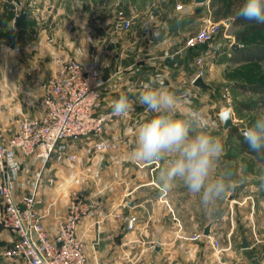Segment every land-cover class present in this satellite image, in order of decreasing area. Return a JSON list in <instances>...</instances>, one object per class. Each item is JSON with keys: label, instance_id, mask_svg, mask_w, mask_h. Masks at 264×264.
<instances>
[{"label": "crops", "instance_id": "0c3cea01", "mask_svg": "<svg viewBox=\"0 0 264 264\" xmlns=\"http://www.w3.org/2000/svg\"><path fill=\"white\" fill-rule=\"evenodd\" d=\"M173 1L165 4L154 0L142 12L135 7L138 0L99 1L93 11L85 3L88 12H80L78 23L90 33V44L81 32H72L68 18L59 25V44L55 15L47 17L51 19L46 27L51 37L46 40L44 34L27 38L8 33L6 16L0 14V130L8 137L23 117L43 115V82L61 70L58 57L68 54L82 63L97 62L109 85L102 110H111V102L122 93L135 100L134 93L154 78L175 93L180 110L200 112L208 107V90L198 88L193 81L198 57L209 49L206 45L188 46L186 40L209 16L199 21L202 9L194 7V0ZM121 14L131 19L130 28L120 27ZM74 35L75 40L71 38ZM26 44L34 51L23 53L28 50ZM39 44L46 45L45 55L42 46L39 53ZM56 46L61 47L57 57ZM204 60L209 59L204 56ZM130 87L134 93L128 92ZM155 115L136 103L127 117H117L102 136L68 140L67 148L56 152L45 167L39 156L17 153L18 170L12 178L16 200L23 205L26 195L36 193L35 209L52 237L57 233L58 218L69 211L73 198L94 203L77 231L92 264H210V242L225 232L222 244L226 246L229 238L231 247L224 257L231 264H264V235L256 224L237 235L234 225L224 228L214 220H201L199 198L181 183L161 192L159 175L166 161L144 163L132 158L139 127ZM103 139L112 146L97 150L95 146ZM70 153H76L77 159L70 160ZM131 218L133 227L129 228ZM211 222V235H203ZM244 236L247 247H242ZM16 241V233L0 225V264H25L19 257L4 254Z\"/></svg>", "mask_w": 264, "mask_h": 264}, {"label": "built area", "instance_id": "2783aa9c", "mask_svg": "<svg viewBox=\"0 0 264 264\" xmlns=\"http://www.w3.org/2000/svg\"><path fill=\"white\" fill-rule=\"evenodd\" d=\"M119 25L128 29L131 19L121 14ZM221 29L220 21L208 17L199 30L188 36L186 44L207 46ZM204 55L198 57V63L204 62ZM108 91V82L96 61L84 64L68 56L61 70L43 82V115L23 117L18 129L8 137L0 130V225L17 235L15 245L5 250L7 257H19L25 264H92L77 231L94 203L73 198L69 211L58 218L57 233L52 237L35 209L36 193L26 195L22 205L13 194L12 178L18 170L17 153L37 155L45 167L56 152L67 148L68 140L102 136L117 118L112 115V109H101ZM111 146L108 139H103L95 148L107 150ZM68 158L74 161L77 154L70 153ZM133 221L131 218L129 228L133 227ZM227 242L225 246L220 239L212 238L210 264H231L224 257L225 250L231 247L229 238Z\"/></svg>", "mask_w": 264, "mask_h": 264}, {"label": "rangeland", "instance_id": "374dc122", "mask_svg": "<svg viewBox=\"0 0 264 264\" xmlns=\"http://www.w3.org/2000/svg\"><path fill=\"white\" fill-rule=\"evenodd\" d=\"M99 1L106 3L121 2V0ZM99 1L5 0L4 3L0 4V14L6 16L5 26L8 33L17 32L27 38L44 34L46 40L51 37L46 28L48 19H50L47 17L50 15L52 18L55 15L53 22L56 26L55 31L58 39L56 42L58 43H61L62 37L59 34V25L62 22H68L65 20L68 18L70 21L68 23L73 27L72 32L77 35L81 32L82 39L90 44L92 37L90 33L86 32L85 27L78 23V17L80 12H88L85 3L88 2V8L93 11L91 8L97 9V2ZM152 1L154 0H138L139 3L135 7L142 12L147 9ZM155 1L165 4L167 2L174 3L173 0ZM182 1L185 3L186 0ZM241 3L242 0H209L207 3L194 4V7L202 9L199 21L208 14L212 20L220 21L222 25V29L215 34L212 42L207 45L209 53L204 51L206 53L205 58L207 57L209 60H204L202 64L198 63L197 73H201V76L214 88L207 91L210 97L209 106L200 110V113L206 118L211 133L220 139L224 147V155L217 164L216 173L223 174L225 171H230L232 182L235 185L213 211L206 212L201 205L199 208L202 215L201 220L207 222L214 220V223H219L224 228L234 225L237 235L250 230V226L253 224H256L259 231L264 235V164L250 152L242 151L239 137L241 129L249 126L257 115L264 111L263 103L260 101L261 93L249 87V85L264 83V61H256L242 56L237 57L234 50L235 46L242 47L253 42H262L264 29L254 28V22L250 24H238L236 22L235 13ZM119 5L121 6V3ZM228 5L230 6L229 12L225 9V6ZM24 10L28 11L27 20L23 26L15 27L13 25L14 18ZM228 18L233 20L226 23ZM75 36H71V38L75 40L77 38ZM27 41L30 43V39ZM25 46L28 50H24L23 53L34 51L33 46H27V44ZM41 46L42 54L45 55L46 45L39 44V53ZM59 46H56V57L60 53L58 50L61 47ZM68 55L62 58L58 57L61 67ZM92 61L94 60L84 64H89ZM227 108L232 110L234 122L238 125L236 129L225 130L223 128L219 113ZM230 196H233L232 199ZM226 237L225 232L220 235V240L224 242Z\"/></svg>", "mask_w": 264, "mask_h": 264}, {"label": "clouds", "instance_id": "9594fccd", "mask_svg": "<svg viewBox=\"0 0 264 264\" xmlns=\"http://www.w3.org/2000/svg\"><path fill=\"white\" fill-rule=\"evenodd\" d=\"M236 16L264 24V0H242ZM128 92L134 93L133 88ZM134 94L135 100L122 93L110 105L112 115L117 117H127L136 103L156 114L139 127L132 158L144 163L166 161L159 175L161 192L167 193L181 183L199 198L206 212L213 211L235 185L230 171L216 173L224 147L209 130L206 118L195 109L180 110L179 98L164 89L157 78ZM241 136L257 159L264 160V111L241 130Z\"/></svg>", "mask_w": 264, "mask_h": 264}, {"label": "water", "instance_id": "95a60500", "mask_svg": "<svg viewBox=\"0 0 264 264\" xmlns=\"http://www.w3.org/2000/svg\"><path fill=\"white\" fill-rule=\"evenodd\" d=\"M209 0H194V2L196 4H203L208 2ZM198 11H200V9L198 8ZM28 18V11L24 10L21 14L17 15L14 18V26L15 27H20L24 24V22L27 20ZM233 19L232 18H228L225 22L226 23H230ZM194 85L197 86L200 89H204V90H213V86L208 83L204 77H202L201 75H198L194 78ZM219 118L223 123V128L225 130H230V129H236L237 128V124L234 122V118H233V114H232V110L227 108L222 110L219 113ZM242 130V129H241ZM233 196H230V199H232ZM213 222L209 223L203 230V235L205 236H210L212 231H211V226H212ZM248 246V241L247 238L244 236L242 238V247H247Z\"/></svg>", "mask_w": 264, "mask_h": 264}, {"label": "trees", "instance_id": "16d2710c", "mask_svg": "<svg viewBox=\"0 0 264 264\" xmlns=\"http://www.w3.org/2000/svg\"><path fill=\"white\" fill-rule=\"evenodd\" d=\"M225 7H223V8H225L226 11L229 12V10H230L229 7L230 6L228 5V6H225ZM235 20H236V22L238 24H250V23L254 22V28L259 29V30H263L264 29V24H260V23H258L256 21L244 20L242 18H238L237 16L235 17ZM234 50L236 51L237 57H241L242 56L244 58L248 57L249 59L256 60V61H264V40H262V42H253L251 44H247V45H244L242 47L235 46ZM249 87L252 90H255V91H258V92L261 93L260 101L263 103V106H264V83L249 85ZM239 137L241 139L242 151H248L251 154H253L254 156H256L254 153H252L248 149L247 145L243 142V138H242L241 134H239ZM257 160H259V159H257ZM259 161L264 164V160H259Z\"/></svg>", "mask_w": 264, "mask_h": 264}]
</instances>
